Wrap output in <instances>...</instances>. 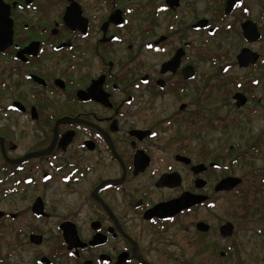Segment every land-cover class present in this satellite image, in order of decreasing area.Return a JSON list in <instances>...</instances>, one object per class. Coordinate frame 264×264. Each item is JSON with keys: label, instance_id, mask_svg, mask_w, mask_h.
<instances>
[{"label": "flooded vegetation", "instance_id": "obj_1", "mask_svg": "<svg viewBox=\"0 0 264 264\" xmlns=\"http://www.w3.org/2000/svg\"><path fill=\"white\" fill-rule=\"evenodd\" d=\"M44 1L2 0L0 264H233L236 228L212 213L261 176L234 169L264 162V138L216 145L229 128H197V81L221 67L225 116L264 115V0H58L54 18Z\"/></svg>", "mask_w": 264, "mask_h": 264}, {"label": "rangeland", "instance_id": "obj_2", "mask_svg": "<svg viewBox=\"0 0 264 264\" xmlns=\"http://www.w3.org/2000/svg\"><path fill=\"white\" fill-rule=\"evenodd\" d=\"M144 1L138 0L131 4L136 6L137 4H143ZM42 5L45 14L51 18H54L57 11L61 8V3L58 0H45L42 2ZM52 7L55 10L50 9ZM49 9L52 14L49 13ZM139 19L138 17L137 19H131L130 25L127 28L131 34V42L133 44H137L139 30L142 27ZM156 62L158 63L159 60H156ZM202 66L199 70L201 78L200 80L198 78L197 81L200 88L198 97L201 102V106L198 107V113L202 115V118L199 119L197 128L202 129L207 127L206 121L209 118L214 120L213 123H223L225 127L229 128L227 133L212 131L209 135L213 137L216 145H224V147L239 143L241 147L245 148L255 137L262 136L264 138V115L252 122H247L242 117L243 112L236 114L229 109L228 116H225V109L222 108L221 98L225 90L229 89L226 86L228 85L229 78L233 77V75L224 76L223 71L220 70L221 67H214L208 64ZM261 75L264 76V73H261ZM218 85L220 87H217ZM172 102L173 100L170 98L158 100V109L160 111H171L173 108ZM207 139L208 136L203 133L201 139L198 137V143L203 144L207 142ZM26 145H29V139L21 143L22 148ZM256 168L264 169L263 160L256 161L252 167L235 168L234 174L248 177L249 173ZM263 179L264 170L261 176H252L239 188L243 192L242 198L245 196L243 199L228 196L227 199L221 200L218 203L217 208L212 213L211 221L214 226H218L224 220H228L236 228V251L232 254L241 262L236 263V260L233 264H264L262 262V258L264 257V183L261 182ZM240 214L244 215V218ZM220 244L225 243L221 242Z\"/></svg>", "mask_w": 264, "mask_h": 264}, {"label": "water", "instance_id": "obj_3", "mask_svg": "<svg viewBox=\"0 0 264 264\" xmlns=\"http://www.w3.org/2000/svg\"><path fill=\"white\" fill-rule=\"evenodd\" d=\"M72 10L77 9L75 4L71 5ZM12 39V22L9 17V7L0 0V52L3 51L9 44L11 43ZM33 158V154L26 157ZM240 183V179L236 178H229L222 181L221 186L225 190H231L236 187ZM177 202V201H176ZM175 202V203H176ZM191 203H184V200H178L175 204L176 210L190 206ZM228 228V227H227ZM226 229V227H225ZM264 260V259H263Z\"/></svg>", "mask_w": 264, "mask_h": 264}]
</instances>
